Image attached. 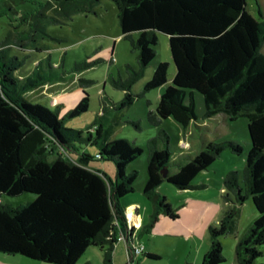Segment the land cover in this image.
<instances>
[{
    "label": "trees",
    "instance_id": "trees-1",
    "mask_svg": "<svg viewBox=\"0 0 264 264\" xmlns=\"http://www.w3.org/2000/svg\"><path fill=\"white\" fill-rule=\"evenodd\" d=\"M65 17L87 10L99 0H49ZM117 10L121 36L138 51L142 67L155 57L157 33L168 36L174 75L160 95L151 125L172 118L182 128L195 119L194 93L202 96L204 119L222 115L227 121L247 119L250 149L243 170L244 195L238 175L229 172L223 181L228 207L218 227L210 226V248L202 264H223L221 237L231 230L239 206L250 198L257 217L234 249L236 264H264V15L254 0L257 15L246 9V0H111ZM54 23H60L53 19ZM23 47V40H14ZM21 41V42H20ZM1 49V47H0ZM38 51V49H36ZM17 57L0 50V196L32 194L34 199L12 208L0 203V253L19 255L46 264H77L92 246L106 249V257L120 234L126 233L122 199L133 192L137 173L128 166L142 151L125 140L102 143L103 128L96 122L94 135L67 128L65 118L88 109L83 97L64 116L21 94L36 87L33 80L14 76ZM167 62L155 68L144 90L168 82ZM186 96L187 101H186ZM127 101L131 102L132 97ZM161 140L160 149L156 141ZM169 137L160 130L147 144L146 181L143 194L153 203L147 228L159 215L177 219L165 196L156 189L163 182L177 190L197 189L192 180L230 148L234 142L208 143L194 156L171 161ZM99 147L94 157L79 144ZM76 155L77 158H73ZM92 159L111 161L114 178L89 167ZM177 166L173 174L171 166ZM168 169L166 177L163 168Z\"/></svg>",
    "mask_w": 264,
    "mask_h": 264
},
{
    "label": "rangeland",
    "instance_id": "rangeland-1",
    "mask_svg": "<svg viewBox=\"0 0 264 264\" xmlns=\"http://www.w3.org/2000/svg\"><path fill=\"white\" fill-rule=\"evenodd\" d=\"M258 3L264 15V0H258ZM58 7L49 0H0V47L7 56L17 57L21 63L16 78L34 79L33 82L38 85L26 89L21 96L29 103H38L51 111L58 110L62 117L77 104L83 94L88 95L87 111L74 118H65L64 125L81 131L86 138L89 131L94 135V129L90 127L96 122L103 128L102 143L125 140L142 151L128 168V171L134 170L137 173L130 198L140 204L137 207L142 215L150 214L153 203L143 191L138 190L137 184L146 180L147 144L157 137L160 130H164L169 137L167 151L174 162L194 156L208 143H236L240 147L239 153L230 148L224 149L207 170L192 180L193 186L202 188L178 191L167 182L157 187V191L160 189L168 194L166 199L172 209L178 208L179 226L172 233H156L152 229L146 230L150 234L139 236L144 226L138 224L137 216L133 228L126 235L127 241H154L159 245L165 241H174L178 248L171 250L170 259L176 258L181 252L179 247L185 241H210L209 227H218L222 213L228 207L223 197V181L229 172L237 173L238 185L242 194H245L242 176L250 149L247 119L239 117L227 121L222 115L204 119L202 96L195 92V119L190 126L182 128L172 118L151 125L147 114L155 111L160 95L171 84L174 75L168 36L164 33L156 34L155 57L142 67L138 62V51L129 40L120 37L117 10L111 0H99L90 11H74L68 17L59 12ZM246 9L251 15H257L254 0H246ZM53 19L60 23H54ZM16 39H24L22 48L15 45ZM160 62L169 64L168 82L159 88L145 91L146 83ZM39 63L37 70L35 65ZM34 71L36 75L32 76ZM39 87L44 92L38 91ZM129 96L132 100L127 104ZM156 143L158 148H164L161 140ZM79 146L81 152L94 158L99 151L95 145L81 143ZM72 157L77 158L73 154ZM89 167L114 178V165L111 161L92 159ZM169 169L173 174L177 166ZM32 199V194L15 197L1 195L0 203L17 208ZM256 217L257 212L251 199L246 198L239 206L231 230L221 237L225 257L223 264L234 260L237 242ZM258 261L263 262L264 257Z\"/></svg>",
    "mask_w": 264,
    "mask_h": 264
},
{
    "label": "crops",
    "instance_id": "crops-1",
    "mask_svg": "<svg viewBox=\"0 0 264 264\" xmlns=\"http://www.w3.org/2000/svg\"><path fill=\"white\" fill-rule=\"evenodd\" d=\"M120 37H122L121 32H120ZM39 65L40 63L36 64L35 69L38 70ZM16 71L14 72V76L16 75ZM35 75L36 74L34 71L32 76H35ZM17 79L24 81L25 79H28V78L18 77ZM38 91L44 92L43 88L38 89ZM192 123L193 122H191L188 126H190ZM132 168L133 167H131V169ZM169 172H170V169H169ZM144 184L145 182H142V183L140 182V184L138 183L137 184L138 190L140 189L141 191H143ZM178 191H184V190H178ZM157 192L160 195H163L165 197L166 195L168 196L166 192H163L160 189H158ZM130 196H131V193L125 196L122 199L121 203H122V206L125 207V211L127 210L134 211L136 219H137V216L139 218L138 224L140 223L143 224L144 229L142 228L143 231L139 232V236L150 234L146 232L152 229H154L156 233L161 232V233L170 234L172 233L173 229L176 226H179V223H178L179 217L177 219H170L166 215H159L153 227L148 229L147 225L149 224L150 216L153 213V210L150 211V214H148V216L142 215L137 207L140 204L131 200ZM146 217H149L148 220H146ZM134 244L143 245L145 248V253L137 257L136 264H202L203 256L210 248V241H185V243L181 247H179L181 248V252H179L176 258L170 259L169 257H171V250H173V248L175 249L178 248V245L174 241H165L162 244H160L161 245L160 246L159 244L154 243V241H130L129 239V241H117L113 245L108 257H106L107 246H104V248L92 246L86 250L83 256L78 260L77 264H126L128 254L130 253V249L132 248ZM159 247H161V250ZM0 255L10 256V258L11 257L16 258V259L8 260L4 257H0V264H46L43 262L30 260L28 258L19 256V255L11 256V255L1 254V253ZM259 262H262V261H259ZM229 264H236L235 257H234V260H232Z\"/></svg>",
    "mask_w": 264,
    "mask_h": 264
},
{
    "label": "built area",
    "instance_id": "built-area-1",
    "mask_svg": "<svg viewBox=\"0 0 264 264\" xmlns=\"http://www.w3.org/2000/svg\"><path fill=\"white\" fill-rule=\"evenodd\" d=\"M124 219L126 222V233L124 234H120L117 237V241H121V240H125L126 239V235L129 231V229L133 228L134 223L136 222V216L134 214L133 210H127L124 212ZM127 241V239H126ZM145 253V248L143 245L137 244V245H133L132 248L130 249V253L128 254V258H127V262L126 264H136V259L138 256H141L142 254Z\"/></svg>",
    "mask_w": 264,
    "mask_h": 264
},
{
    "label": "water",
    "instance_id": "water-1",
    "mask_svg": "<svg viewBox=\"0 0 264 264\" xmlns=\"http://www.w3.org/2000/svg\"><path fill=\"white\" fill-rule=\"evenodd\" d=\"M167 173H168V169L166 167L163 168L162 169V175H163V177H166Z\"/></svg>",
    "mask_w": 264,
    "mask_h": 264
}]
</instances>
